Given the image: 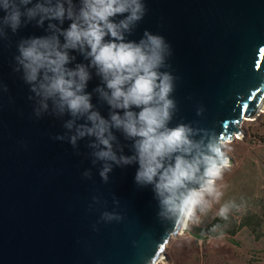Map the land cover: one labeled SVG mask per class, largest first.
Here are the masks:
<instances>
[{"label": "water", "instance_id": "95a60500", "mask_svg": "<svg viewBox=\"0 0 264 264\" xmlns=\"http://www.w3.org/2000/svg\"><path fill=\"white\" fill-rule=\"evenodd\" d=\"M144 2L146 15L127 38L148 30L171 47L177 111L169 126L191 124L223 144L242 136V123L264 112V0ZM45 34L32 23L0 40V264H158L182 228L158 218L152 187L135 182L138 165L113 164L105 182L88 139L76 148L55 139L67 116L34 115L14 57L20 39ZM98 84L93 72L87 90ZM92 102L107 117L95 93Z\"/></svg>", "mask_w": 264, "mask_h": 264}, {"label": "clouds", "instance_id": "9594fccd", "mask_svg": "<svg viewBox=\"0 0 264 264\" xmlns=\"http://www.w3.org/2000/svg\"><path fill=\"white\" fill-rule=\"evenodd\" d=\"M146 12L144 0H0V40L32 23L44 28L45 35L20 39L14 57V70L33 94L35 117L67 116L65 135L55 139L66 136L73 148L88 139L105 182L113 164L138 165L135 182L152 187L158 218L183 228L223 195L217 181L229 157L214 132L169 126L177 111L176 78L166 70L171 47L148 30L138 41L127 38ZM93 72L100 84L89 92ZM93 93L108 106L107 117L93 104ZM117 132L130 142L131 155L117 147ZM83 175L90 178L89 171ZM232 206L223 205L219 217L227 219Z\"/></svg>", "mask_w": 264, "mask_h": 264}, {"label": "rangeland", "instance_id": "374dc122", "mask_svg": "<svg viewBox=\"0 0 264 264\" xmlns=\"http://www.w3.org/2000/svg\"><path fill=\"white\" fill-rule=\"evenodd\" d=\"M242 131L224 143L229 167L217 181L223 195L203 214L197 210L158 264H264V112L244 121ZM225 204L233 205L227 219L218 215ZM215 222L219 235L211 236Z\"/></svg>", "mask_w": 264, "mask_h": 264}, {"label": "trees", "instance_id": "16d2710c", "mask_svg": "<svg viewBox=\"0 0 264 264\" xmlns=\"http://www.w3.org/2000/svg\"><path fill=\"white\" fill-rule=\"evenodd\" d=\"M216 228H217V222H215L214 224H212L211 226H209V229H208L209 235H211V236H218L219 234L215 233ZM194 236L196 238H198V239H201V236L200 235L194 234Z\"/></svg>", "mask_w": 264, "mask_h": 264}, {"label": "bare ground", "instance_id": "6f19581e", "mask_svg": "<svg viewBox=\"0 0 264 264\" xmlns=\"http://www.w3.org/2000/svg\"><path fill=\"white\" fill-rule=\"evenodd\" d=\"M184 230H185V227H183V228L181 229L180 233H182ZM180 233H179V234H180ZM161 259H162V258H160L159 261H160ZM158 263H159V262H158Z\"/></svg>", "mask_w": 264, "mask_h": 264}]
</instances>
